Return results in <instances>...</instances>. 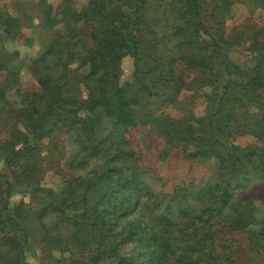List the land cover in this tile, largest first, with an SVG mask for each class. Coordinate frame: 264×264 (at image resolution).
Returning a JSON list of instances; mask_svg holds the SVG:
<instances>
[{
	"label": "trees",
	"instance_id": "trees-1",
	"mask_svg": "<svg viewBox=\"0 0 264 264\" xmlns=\"http://www.w3.org/2000/svg\"><path fill=\"white\" fill-rule=\"evenodd\" d=\"M205 2L174 0L166 53L146 16L148 0H86L77 8L60 0L39 24L29 11L21 18L0 11V38L25 24L50 30L31 58L8 53L0 40V124L11 122L0 160L31 177L42 140L62 134L74 146L67 166L80 172L57 191L33 189L34 209L10 206L15 187L0 169V264H30L35 238L46 264H232L236 243L264 259V205L236 194L264 182V25L226 23L236 3L264 15V0ZM245 42L250 65L240 68L229 50ZM124 57L132 62L127 81ZM21 70L36 89L20 90ZM181 91L202 94L200 116L164 112ZM135 127L162 143L158 159L177 148L207 164V174L164 190L132 146ZM239 136L253 141L234 143Z\"/></svg>",
	"mask_w": 264,
	"mask_h": 264
},
{
	"label": "rangeland",
	"instance_id": "rangeland-1",
	"mask_svg": "<svg viewBox=\"0 0 264 264\" xmlns=\"http://www.w3.org/2000/svg\"><path fill=\"white\" fill-rule=\"evenodd\" d=\"M74 7L77 8L84 4L86 0H73ZM38 3V5H37ZM60 0H0V11H6L14 17L22 16L24 10L33 13L34 23L39 24L41 13L44 12L46 6L51 7L52 13L56 11ZM205 6L210 7L209 0H206ZM174 0L155 1L148 0L147 18L151 21V27L154 30L153 35L157 40L159 49L165 53L173 47V42L168 41V33L170 25L175 16ZM248 23L258 26L264 25V15L260 10H256L251 14L246 7L236 3L233 6L232 15L227 19V27L239 23ZM60 27V26H59ZM50 35V30L35 26L22 25L18 30L14 31L9 37L1 36V46L8 53L17 51L19 58H31L36 55L37 51L45 43ZM145 37H148L145 35ZM29 41V42H28ZM247 43L232 47L229 50V58L240 68H247L250 65V59L246 50ZM131 58L124 57L121 62V80L127 81L130 78ZM19 87L21 91H32L36 89L37 83L34 76L26 70L19 73ZM9 101H17L18 97L14 91L7 92ZM177 101L168 105L164 112L170 116L178 117L185 113H191L200 116L204 112L205 98L202 94H192L189 91H181L177 97ZM254 110H250L249 115H254ZM103 123L108 127L109 123L103 118ZM18 128H20L18 126ZM11 130V122L7 125L0 124V153L2 151V143L7 138ZM129 139L132 146L142 155V163L154 169L156 173L162 177L164 190L168 191L172 185L180 182H187L191 179L198 181L207 174V164H200L184 159L179 149H173L164 159H158L157 154L162 143L152 137L146 130L135 127L128 131ZM50 136L42 140L41 149L37 160V165L30 173L31 177H27L28 170L26 167L9 169L5 166L3 160H0V169L6 174L7 178L13 183L14 189L9 198L11 207H15L21 203L24 207L36 208L37 200L32 190L48 189L59 190L65 178L78 175L80 172L70 170L67 161L73 151V144L65 135ZM53 141V146L57 151L49 146L48 142ZM253 141L250 136H239L233 139V142L239 145H246ZM22 162L31 163L28 159H22ZM25 173V174H24ZM26 175V176H25ZM34 181V182H31ZM31 184H27V182ZM153 187L159 188L160 184L151 180ZM240 199H255L258 204L264 205V182H257L250 188L236 193ZM32 250L26 253V261L30 264H46L48 262L47 252L43 248L41 242L36 238L32 240ZM234 253L232 264H264V259L254 258L245 254L242 249L238 248V243L234 244ZM57 257L59 253L53 252ZM247 255V256H246ZM104 261L100 264H107Z\"/></svg>",
	"mask_w": 264,
	"mask_h": 264
}]
</instances>
